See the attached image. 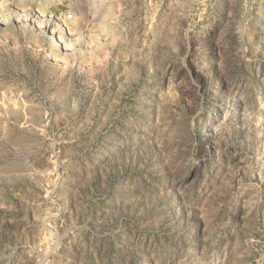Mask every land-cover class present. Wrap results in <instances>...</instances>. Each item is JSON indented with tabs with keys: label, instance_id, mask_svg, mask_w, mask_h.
I'll list each match as a JSON object with an SVG mask.
<instances>
[{
	"label": "rangeland",
	"instance_id": "1",
	"mask_svg": "<svg viewBox=\"0 0 264 264\" xmlns=\"http://www.w3.org/2000/svg\"><path fill=\"white\" fill-rule=\"evenodd\" d=\"M0 264H264V0H0Z\"/></svg>",
	"mask_w": 264,
	"mask_h": 264
}]
</instances>
